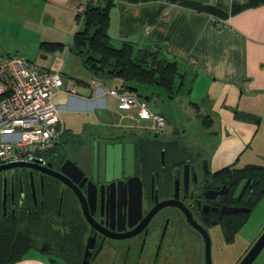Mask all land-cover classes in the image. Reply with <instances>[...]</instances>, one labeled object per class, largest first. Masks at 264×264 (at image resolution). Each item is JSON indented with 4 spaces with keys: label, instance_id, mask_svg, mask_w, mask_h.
I'll return each mask as SVG.
<instances>
[{
    "label": "flooded vegetation",
    "instance_id": "af4514ba",
    "mask_svg": "<svg viewBox=\"0 0 264 264\" xmlns=\"http://www.w3.org/2000/svg\"><path fill=\"white\" fill-rule=\"evenodd\" d=\"M78 143L36 163L51 171H34L33 183L29 168L0 172V216L49 220L80 264L89 240L90 264H193L197 253L207 264L208 248L215 264L213 250L234 246L264 198V181L245 170L251 163L213 168L214 157L176 130L134 128ZM254 247L250 264L264 250V228L228 264H242Z\"/></svg>",
    "mask_w": 264,
    "mask_h": 264
},
{
    "label": "crops",
    "instance_id": "0c3cea01",
    "mask_svg": "<svg viewBox=\"0 0 264 264\" xmlns=\"http://www.w3.org/2000/svg\"><path fill=\"white\" fill-rule=\"evenodd\" d=\"M191 1L213 6L226 15L200 11L170 0H117L110 10L109 34L114 40L127 38L135 40L141 46H161L169 56L180 60L192 91L201 94L213 104L220 100L231 113L240 111L252 114L263 122L264 3L233 13L235 3H244L247 0ZM85 3L86 0H0V60L17 53L18 50L20 52L18 47L11 48L12 29L21 33L28 32L31 35L30 42H38L40 47L42 42L49 40L64 44L65 30L55 27L58 20L63 21L64 14L68 16L71 14L74 20L76 10L84 8ZM65 24L67 25L68 21ZM73 32L74 24L70 34ZM69 38L70 41L71 36ZM71 43L73 44V40ZM71 51L75 52L72 47ZM50 54L52 55L46 51L41 54L36 52L34 57L23 55L50 70L62 71L64 91L55 94L54 102L61 108L65 132L72 133L73 129L77 130L80 125L70 123L69 126L67 122L65 124L64 113L91 114L98 107L108 109L104 98L106 95L113 98L117 104V109L112 115L115 122L112 121L108 125L118 130L98 129L79 138L76 143L79 140L89 142L93 137L109 136L113 133L131 135L134 132V128H137L134 126V109L137 113V108L121 109L118 99L107 93L110 88L120 90L118 87L121 86V79L112 78L115 84L107 83L105 80L108 78L93 75L84 64L88 73L83 71L77 62L71 63L69 61L71 55L62 65L54 64L49 59H47L51 62L49 64L37 61L39 59L37 56L48 58ZM77 55L82 57L80 54ZM81 59L83 61V58ZM56 97L60 99L56 101ZM230 100L236 104H230ZM235 121L239 126L245 124L238 118ZM221 125H224L223 120ZM215 135L221 137V144H227L225 150L228 148L231 160L240 159L245 146L251 143L248 140L249 135L236 141L234 135L224 134L222 128ZM62 138L61 136L50 157L60 150ZM243 139L248 142L245 143ZM216 159L217 156L213 161ZM254 164L264 166L263 163ZM14 264L54 263L47 252L32 248Z\"/></svg>",
    "mask_w": 264,
    "mask_h": 264
},
{
    "label": "trees",
    "instance_id": "16d2710c",
    "mask_svg": "<svg viewBox=\"0 0 264 264\" xmlns=\"http://www.w3.org/2000/svg\"><path fill=\"white\" fill-rule=\"evenodd\" d=\"M117 0H88L77 17L81 20L74 35L72 49L83 58V64L93 75L121 79V92H129L148 99V89L176 98L184 89L191 90L186 72L180 60L169 56L155 45L141 46L133 39L114 40L109 34L110 10ZM224 16L213 6L202 5L191 0H170ZM264 3V0H247L235 3L233 13ZM44 51L54 52L62 43L44 41ZM199 113V112H198ZM164 115V114H163ZM165 116V115H164ZM198 116H201L199 113ZM252 114L236 112L239 120H256ZM205 126H212L209 114L202 119ZM245 170L264 181V166L248 164ZM49 220L33 218L24 220L19 216H0V264H14L32 248H39L50 255L54 264H80L70 259L67 237L59 239Z\"/></svg>",
    "mask_w": 264,
    "mask_h": 264
},
{
    "label": "rangeland",
    "instance_id": "374dc122",
    "mask_svg": "<svg viewBox=\"0 0 264 264\" xmlns=\"http://www.w3.org/2000/svg\"><path fill=\"white\" fill-rule=\"evenodd\" d=\"M83 8L76 10L74 14V20L72 19L71 14L69 16L64 14V19L58 20L57 27H61L65 30V42L61 49H58L52 53L51 56L42 57L37 56V59L40 63H51L54 64L59 63L64 64L70 56V62L79 64L80 68L86 71L87 69L83 65L82 57L77 55L75 52L71 51L73 36L75 35L81 20L77 17L78 13H81ZM65 21V22H64ZM68 21V24L65 23ZM74 24V32L70 34L72 31V27ZM72 25V26H71ZM71 36V40L69 41V37ZM31 35L27 33H21V31H17L16 29H12L10 34V44L11 48L18 47L19 50L17 53L31 55L30 57H34L35 53H43L46 52L42 47H40L38 42H30ZM51 41V40H49ZM68 41V42H67ZM13 52V51H12ZM67 58V60H66ZM75 60H74V59ZM49 59L50 61H47ZM35 61V60H33ZM46 61V62H45ZM105 82L110 84H115V80L112 78H108ZM151 95L150 98L145 99L150 107L164 114L167 118V125L165 127V131L173 132L177 131L178 134H181L187 141L189 145H197V147L204 148L203 156H213L216 157L217 164L213 162V168H216L219 165L224 163H232L236 162V166L242 167L247 163H263L264 164V120H243L244 123L242 125L235 124V120H237L234 113L229 112V109L223 106L220 102L213 104L209 99H204V97L191 90L184 89L179 93L176 98H170L166 94H158L159 91H153L148 89L147 92ZM107 101L108 109L104 108H95L94 112L91 114H70L64 113L63 118L65 120V124L70 126V123H76L77 126L80 125L77 130L73 129L74 132L68 133L66 131L62 135V143L60 147L72 145L75 146L79 138L84 137V135H89L92 131L106 130L109 131L114 129L111 125H108L115 119L112 118L114 110L117 109V104L113 98L110 96H104ZM60 99V97H56V101ZM230 104L235 105L236 102L229 101ZM201 116H198L199 113ZM209 114L213 120L212 126L208 127L203 124L202 119L205 115ZM223 120L224 125H221V121ZM259 120V121H258ZM81 121V123H79ZM115 122V121H114ZM68 125L67 128H68ZM150 120H141L139 119L136 110L134 109V126L139 128L142 131H150ZM222 126V127H221ZM74 128V126H72ZM224 134H231L233 138L237 140H241V137H245V135H249V142L245 146V150L242 153L240 159L233 158L230 159V154L227 152L228 148L225 150V146L227 144H221V137L215 135L219 130H221ZM117 129V128H115ZM72 130V131H73ZM118 130V129H117ZM123 131V129H119V131ZM243 134V135H242ZM238 136V137H237ZM247 139V138H246ZM244 140V139H243ZM245 143L248 142L244 140ZM227 142V141H226ZM228 143V142H227ZM75 144V145H74ZM79 144V143H78ZM229 144V143H228ZM218 146V151L213 152L214 147ZM196 147V146H195ZM214 154V155H212ZM221 162V163H220ZM264 228V198L261 203L258 205V208L252 214L249 222L243 228L241 234L236 238V243L234 246L229 247V249L225 250V252H220L216 249L213 250V259L215 258V264H228L232 259V255L238 254L241 252L244 245H246L251 239L255 238L259 232ZM201 254L197 253L194 255L193 264H202Z\"/></svg>",
    "mask_w": 264,
    "mask_h": 264
},
{
    "label": "built area",
    "instance_id": "2783aa9c",
    "mask_svg": "<svg viewBox=\"0 0 264 264\" xmlns=\"http://www.w3.org/2000/svg\"><path fill=\"white\" fill-rule=\"evenodd\" d=\"M62 91V71L19 53L0 60V164L45 162L65 132L61 108L54 102L55 94ZM107 93L118 99L121 109L137 108L140 119L151 121L152 131L165 129L167 118L144 98L116 88Z\"/></svg>",
    "mask_w": 264,
    "mask_h": 264
},
{
    "label": "water",
    "instance_id": "95a60500",
    "mask_svg": "<svg viewBox=\"0 0 264 264\" xmlns=\"http://www.w3.org/2000/svg\"><path fill=\"white\" fill-rule=\"evenodd\" d=\"M120 155L122 156L123 154V146L120 148ZM125 158L127 157V150L125 149ZM67 163H71L72 165L75 166V168H77L80 172L81 169H79V167L74 163L72 162L71 160H67L65 165ZM51 164H49L47 167H41L40 165L36 164L35 162H8V163H5V164H0V172L2 171H6L8 169H14V168H29L30 171H31V175H30V178H31V181L32 183L34 182V171H39L41 173H49L47 172L48 170H50L48 167H50ZM64 165V166H65ZM64 168V167H63ZM64 170V169H63ZM51 171V170H50ZM67 173V172H65ZM61 174V173H60ZM63 174V173H62ZM61 174V175H62ZM65 175V174H63ZM66 176V175H65ZM5 190H6V181H5ZM89 193V192H88ZM84 201H83V205L85 206V208L87 207V203L88 201H91L90 199V194H88V196H84ZM93 203V202H92ZM4 211H7V205H6V202H5V198H4ZM86 212V211H85ZM86 217L87 219L90 221V216L87 214L86 212ZM91 240H89L88 242V245H87V248H86V253H85V256H84V261H83V264H90V247H91ZM258 254V251L257 249H255V247L247 254V256L245 257V259L243 260L242 264H250L253 259L256 257V255ZM246 261H250V262H246ZM246 262V263H245ZM207 264H212V259H211V250L210 248L207 249ZM254 264H264V250L263 252L260 254V256L257 258V260L255 261Z\"/></svg>",
    "mask_w": 264,
    "mask_h": 264
}]
</instances>
